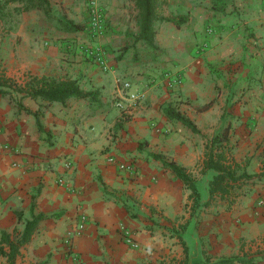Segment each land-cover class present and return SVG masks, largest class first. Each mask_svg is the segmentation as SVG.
<instances>
[{
  "label": "crops",
  "instance_id": "crops-1",
  "mask_svg": "<svg viewBox=\"0 0 264 264\" xmlns=\"http://www.w3.org/2000/svg\"><path fill=\"white\" fill-rule=\"evenodd\" d=\"M47 1L55 23L42 28L44 11L30 9L11 30H0V72L19 82L27 75L72 80L96 96L46 105L17 93L11 101L0 95V238L21 234L32 214L45 217L13 264H218L238 255L264 264V181L244 179L236 183L238 192L233 186L228 195L210 196L216 172L203 165L208 141L230 124L223 151L239 165L236 174L262 170V0H222L220 8L188 0L180 7L187 17L180 27L153 22L155 49L139 39V21L125 0H101L109 26L98 38L57 23L84 24V0ZM162 24L177 31L162 32ZM82 37L101 47L106 71L70 49ZM123 76L144 94V105L128 119L114 101ZM167 106L198 133L168 119ZM110 155L132 164L135 174L119 171ZM155 156L194 179L200 193L194 210L190 191ZM81 214L85 227L67 246ZM122 231L131 233L134 247ZM2 263L7 260L0 256Z\"/></svg>",
  "mask_w": 264,
  "mask_h": 264
},
{
  "label": "trees",
  "instance_id": "trees-1",
  "mask_svg": "<svg viewBox=\"0 0 264 264\" xmlns=\"http://www.w3.org/2000/svg\"><path fill=\"white\" fill-rule=\"evenodd\" d=\"M136 10L138 11L139 21V39L144 41L151 49H155L153 45V37L155 29L154 21L171 22L176 27L187 21V17L179 16L177 18H168L163 16V9L167 6L168 0H133ZM13 3L15 6L12 10L6 9L7 5ZM22 7V8H21ZM214 7V6H213ZM46 9V14L49 9L47 0H4L0 1V20L6 17H11L13 14H19L30 9ZM13 13V14H12ZM62 28L68 32L85 31V23H74L72 21L58 20ZM5 23V22H4ZM13 28V27H12ZM12 28H8L11 30ZM15 92L21 95V98H31L39 100L46 105L53 103L65 104L69 98L95 99V92H82L75 81L72 80H57L52 77H36L27 75L26 78L18 84L13 79L7 77L3 72H0V95H7L12 99V93ZM211 102L204 105L202 109H207ZM163 113L168 119L180 122L184 127L190 129L194 133H198L195 124L181 112L175 110L171 106L163 108ZM37 118V117H36ZM38 127H39V122ZM230 124L226 125L219 133L209 140L210 152L206 154L204 161V169H211L216 172L208 185V193L210 196L215 194L223 197L228 195L233 186L244 179H257L264 181V162L262 170L255 175H249L245 171L241 174H236L239 165L235 162H229L223 148L226 147L228 141ZM215 151V152H213ZM160 160L165 169L170 170L174 175L186 186L190 191L189 199L192 202L191 209L194 210L200 202L199 189L194 179L187 173L186 169L177 165L174 161L162 159L160 156H155ZM32 213V212H31ZM31 220L25 223L21 234L15 232L10 234L2 233L0 238V256L5 257L7 264H13L15 257L19 252V248L29 241L37 223L45 219L43 215H31ZM7 247V251L5 250ZM230 262H238L239 264H253V260L245 255H238L225 260H218L217 263L227 264Z\"/></svg>",
  "mask_w": 264,
  "mask_h": 264
},
{
  "label": "built area",
  "instance_id": "built-area-1",
  "mask_svg": "<svg viewBox=\"0 0 264 264\" xmlns=\"http://www.w3.org/2000/svg\"><path fill=\"white\" fill-rule=\"evenodd\" d=\"M107 16L104 10L98 6L94 1H90L87 4V21L85 23V31L91 37L98 38L104 35L106 31ZM211 32L210 30H208ZM203 49V48H202ZM79 53L85 57L88 62L98 66L102 71H106L108 66L104 57V52L101 48L91 45H81L78 47ZM119 93L116 96L115 107L121 111V117L128 119L133 113L144 105V94L133 88V83L128 81H120ZM108 161L118 168L119 171L125 174H135L136 170L132 164H125L118 162L114 159L113 155L108 156ZM58 183H63V179L59 177ZM86 224V218L84 215H79L75 229L71 231L66 237L67 246L71 242V238L79 235ZM124 242L129 247H134L135 242L131 233L122 231L121 233Z\"/></svg>",
  "mask_w": 264,
  "mask_h": 264
},
{
  "label": "rangeland",
  "instance_id": "rangeland-1",
  "mask_svg": "<svg viewBox=\"0 0 264 264\" xmlns=\"http://www.w3.org/2000/svg\"><path fill=\"white\" fill-rule=\"evenodd\" d=\"M90 1H94L98 6H100L104 10V12H105V14L107 16L106 31H105V33H106L108 31V26H109V12H108V9L106 8V4L104 3V1H101V0H84L83 1L82 4H83V7H84V12L86 13V20H85L84 23H86V21H87V4ZM130 1L133 2V0H125L124 1V6H125V8L128 7V11H129L130 16L134 17L135 20H138V11L135 8L134 2H133V5H132L130 3ZM186 1H188V0H168V4L163 9V12H162L163 16H166L168 18H174V19L179 17L180 16L179 13L182 11L180 9V7ZM198 1L203 3L205 0H198ZM209 1H210V4H207V5H209V6L212 5V6L217 7V8H220L222 6V4H223L222 0H209ZM114 2L117 3V4H120V2H122V0H115ZM262 2H263V5H264V0H262ZM14 6L15 5L13 3H10V4L7 5L6 9L12 10ZM41 10L44 11V18H45V22H46L45 26H44L43 22L41 23L42 28H45L47 26L48 22L53 21L55 23V21H57V19H55L54 15L50 14V9L47 10L49 12V15L46 14V9L45 8H43ZM19 14H13V15H11V17H6L3 20H0V30L1 31H5V30H8V28L14 27L16 22H17V20H18ZM57 23H59V22H57ZM161 27H162V32H167L168 33V32H176L177 31V28L174 27L171 24H165V25L162 24ZM105 33H104V35H105ZM83 34H85V36H88V37L90 36L87 32H83ZM80 41L81 42L79 44H78V42H79L78 41L76 43H69L68 46L70 47L71 50H77L78 49L77 47H79L81 45H88V43L83 42V37L80 39ZM96 47L101 48L100 46H96ZM126 60H129V59H126ZM107 66H108V64H107ZM11 79H13L15 82L20 84V82H19L20 80H17V79H14V78H11ZM121 81H128V82L133 83L132 82L133 79L131 78V76H123V77H121ZM13 93H15V92H13ZM233 105H235V103ZM233 112H234V109L230 110V113H233ZM251 184H252V186L253 185H257L256 183H251ZM234 187H236V189H237V190H235V192H238V189H240V187H238V185H236V184L234 185ZM248 188L249 187H247L246 190H248ZM241 191H243V190L241 189Z\"/></svg>",
  "mask_w": 264,
  "mask_h": 264
}]
</instances>
